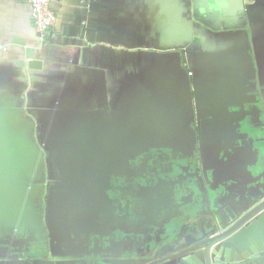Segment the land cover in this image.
<instances>
[{
	"label": "crops",
	"instance_id": "crops-1",
	"mask_svg": "<svg viewBox=\"0 0 264 264\" xmlns=\"http://www.w3.org/2000/svg\"><path fill=\"white\" fill-rule=\"evenodd\" d=\"M51 8L54 36L40 41L30 5L0 0V259L54 225L55 202L75 200L104 162L128 166L125 144L189 149L230 113L264 121V0ZM165 243L155 260L175 253Z\"/></svg>",
	"mask_w": 264,
	"mask_h": 264
},
{
	"label": "flooded vegetation",
	"instance_id": "flooded-vegetation-1",
	"mask_svg": "<svg viewBox=\"0 0 264 264\" xmlns=\"http://www.w3.org/2000/svg\"><path fill=\"white\" fill-rule=\"evenodd\" d=\"M247 113H230L229 119L221 124L220 130L216 127L214 128L217 130L200 128L194 146L189 149H179L174 141H167V147L151 148L140 144H125L123 148L127 151L129 159L126 168L120 170L118 162L109 159L102 164L101 175L96 182L89 187L77 189L75 202L73 199L66 204L55 202L53 208L56 217L54 225L55 229H58L60 219L63 226L67 221L64 208L69 204L75 206L78 201L87 205L95 201L102 202L105 206H113L112 199L122 195V201L113 212L118 216L117 219L106 222L105 214H102L99 223L95 226H85L84 233L79 232L77 238L72 237L71 229L72 233L53 237L48 233L51 225L43 223L42 233L37 239L27 242L24 247L20 246L21 249L15 245L13 250L4 254L5 258L0 259V264H52L53 258L61 256L67 260L63 264H86L84 259L87 257L92 258L91 264L94 257L95 260L105 261L104 264H130L132 259L137 258L144 260L141 264H151L155 260L153 254L157 244L163 249L164 246L161 245H165V241L169 240L172 234L183 236L184 230H187L188 223L183 215L187 206L180 186H186L193 173L191 168L194 167V171L202 169L208 159L218 154L219 145L223 141L228 144L231 141L237 142V139L232 138L237 133L236 127L238 130L245 129V132H249L248 128H242V125L252 121V118L244 117ZM205 114V120L212 116V113H209L210 116ZM210 122H203L204 127H211L213 123ZM128 185L130 187H126ZM141 189L149 191L141 193ZM57 220L59 224H55ZM49 242H54L55 246H50ZM74 257H80V262H75Z\"/></svg>",
	"mask_w": 264,
	"mask_h": 264
},
{
	"label": "water",
	"instance_id": "water-1",
	"mask_svg": "<svg viewBox=\"0 0 264 264\" xmlns=\"http://www.w3.org/2000/svg\"><path fill=\"white\" fill-rule=\"evenodd\" d=\"M242 126L249 132L236 127L232 138L237 142L223 141L202 169L191 168L185 188L180 186L187 206L186 233L172 234L168 242L175 253L151 264H264V121ZM112 200L113 206L95 201L69 204L64 226L84 233V227L95 226L102 214L106 222L114 221L122 195Z\"/></svg>",
	"mask_w": 264,
	"mask_h": 264
},
{
	"label": "built area",
	"instance_id": "built-area-1",
	"mask_svg": "<svg viewBox=\"0 0 264 264\" xmlns=\"http://www.w3.org/2000/svg\"><path fill=\"white\" fill-rule=\"evenodd\" d=\"M30 5L31 20L33 26L38 34L40 41H43L46 34L54 36L52 26L56 21V14L51 8L53 0H23ZM6 46L0 43V52L5 51Z\"/></svg>",
	"mask_w": 264,
	"mask_h": 264
},
{
	"label": "rangeland",
	"instance_id": "rangeland-1",
	"mask_svg": "<svg viewBox=\"0 0 264 264\" xmlns=\"http://www.w3.org/2000/svg\"><path fill=\"white\" fill-rule=\"evenodd\" d=\"M55 224H59V221L57 220L56 222H55ZM50 225H51V223H50ZM60 226L58 227V229H55V225L54 226H52L51 225V229L49 230L48 229V233L50 234V235H53V237H57V236H64V235H66L67 234V232H69V233H72L71 231H70V229H67L65 226H63V225H61V219H60V224H59ZM40 228H42V227H40ZM43 229V228H42ZM44 231V230H43ZM45 232V231H44ZM46 233V232H45ZM80 235V233L78 232V231H74L73 232V234H72V237L73 238H77L78 236ZM52 238H50V240H51ZM38 242V241H37ZM36 242V243H37ZM50 243V246L52 245H54V242H49ZM40 245H41V241H40ZM74 246L76 245V244H73ZM55 246V245H54ZM75 248V247H74ZM76 249V248H75ZM14 253V252H13ZM61 253V255L63 254V252H60ZM69 253V252H68ZM73 253H75L76 254V252H73ZM67 255H69V254H67ZM83 255L84 254H82L81 255V257H83ZM86 255V254H85ZM87 257V256H86ZM66 257H59V258H53L52 259V264H63L64 263V261L66 262L67 260L65 259ZM58 259H60V260H58ZM80 260H81V258L80 257H74V261L75 262H80ZM91 260H92V258H88L87 257V259L85 258L84 259V262H86V264H91ZM94 262H93V264H104L105 263V261H103V260H98V259H96L95 260V257H94ZM83 264H85V263H83Z\"/></svg>",
	"mask_w": 264,
	"mask_h": 264
}]
</instances>
